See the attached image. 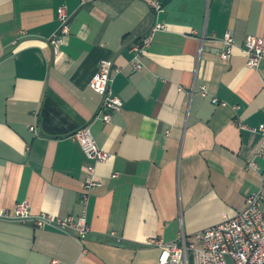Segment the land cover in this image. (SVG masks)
I'll list each match as a JSON object with an SVG mask.
<instances>
[{
  "label": "crops",
  "instance_id": "1",
  "mask_svg": "<svg viewBox=\"0 0 264 264\" xmlns=\"http://www.w3.org/2000/svg\"><path fill=\"white\" fill-rule=\"evenodd\" d=\"M158 1L159 15L149 0H0V212L29 202L33 216L85 215L90 228L79 240L1 222L0 264H161L153 240L198 244L264 198V60L249 69L245 53L249 36L264 39V0ZM60 9L71 21L56 54ZM157 22L136 70L132 47ZM105 60L124 104L110 123L91 87ZM86 126L111 155L87 206L93 162L74 138Z\"/></svg>",
  "mask_w": 264,
  "mask_h": 264
},
{
  "label": "built area",
  "instance_id": "2",
  "mask_svg": "<svg viewBox=\"0 0 264 264\" xmlns=\"http://www.w3.org/2000/svg\"><path fill=\"white\" fill-rule=\"evenodd\" d=\"M149 5L156 15L163 13L164 6L158 0H149ZM60 27L51 39L55 53L59 54L64 37L69 34L71 16L65 9L58 11ZM165 24L157 22L149 32L143 36L133 47L134 59L131 64L136 70L142 69L139 57L148 49L157 32L165 30ZM225 46L221 59L228 61L233 55L235 38L231 32H227L223 38ZM247 55V67L256 70L264 60V39L249 36L245 42ZM115 67L111 61H102L99 71L94 76L91 87L102 98L101 110L106 112L103 120L112 122V114L122 111L124 104L112 90ZM202 95L207 96L206 89H202ZM219 104L217 99L213 100ZM226 106V103H221ZM255 132L264 135V124ZM74 138L79 142L87 158L93 162L87 168V179L82 194V201L87 206L91 193L103 186L98 180L96 167L98 164L110 160V153L102 150L94 139L90 126L78 130ZM250 167L256 168L253 162ZM116 174L114 178H117ZM263 195L256 193L246 199L244 210L234 217H225L215 226L204 230L198 244L188 239L185 233H181L178 240L165 243L163 240H153L151 245L162 250L161 264H264V211ZM31 221L35 228L43 230L53 228L65 234H73L79 240H83L90 231L86 216L78 220L73 217L55 218L43 213L37 216L31 214L29 202L18 204L13 212L3 210L0 212L1 222L26 223Z\"/></svg>",
  "mask_w": 264,
  "mask_h": 264
}]
</instances>
